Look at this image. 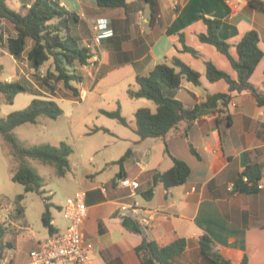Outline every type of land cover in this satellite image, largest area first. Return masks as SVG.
Segmentation results:
<instances>
[{"label": "crops", "instance_id": "crops-1", "mask_svg": "<svg viewBox=\"0 0 264 264\" xmlns=\"http://www.w3.org/2000/svg\"><path fill=\"white\" fill-rule=\"evenodd\" d=\"M21 1L29 7L33 0ZM54 1L77 15L78 20L72 21L70 28L81 47L91 41L92 24L100 18L108 20V28L113 32L96 48L90 65L76 66L84 75V82L79 87L80 98H87L89 93L108 97L110 90L122 89L128 95V89L136 88L137 77L148 76L159 64L172 65L175 57L202 74L201 84L184 80L176 89L164 88L166 96H172L187 109H193L206 102L209 95L228 93L226 81L212 83L206 77L207 61L234 79H237V73L225 55L200 42L199 34L207 32L204 17L222 21L219 36L231 45L234 57H237L238 42L251 30L258 32L259 45L264 51V13L251 9L247 0H158L154 15L142 0H126L125 8L115 9L101 8L97 0ZM24 12L25 9L20 13ZM16 36L14 26L2 19L0 42L4 49L0 47V54L14 61L12 74L18 72L20 64L8 52L6 42ZM182 37L188 46L198 51L199 58L182 52ZM251 82L264 92V58ZM133 100L134 118L140 108L156 110L149 100ZM118 109L122 114L120 103L115 110L100 108L99 111ZM227 111L231 126L226 114L217 109H206L193 123L187 138L184 136L186 124L172 129L165 139L144 141H140L135 133L134 118L128 120V127L125 126L130 131L115 125H110L112 128L96 127L95 131L105 132L101 129H107L106 133L113 136L110 145L114 143L124 150L130 149L128 159L120 166L115 162L121 157L104 158L102 164L93 163L90 168L83 166L80 169L71 163L70 172L60 178L65 183L57 186V190L51 188L46 193L48 189L44 188L43 195L27 193L20 205L16 199L0 197V229L3 234L0 238V264H30L34 250L51 236L67 229L70 221L64 211L80 190L87 192L85 236L93 245L90 256L94 264H141L137 249L145 239L162 247L185 239L186 250L174 259L173 264H209L200 249V240L205 235L227 259L238 263L247 256L248 264H264V107L257 104L251 93L243 92L233 94ZM166 143L171 156L186 162L191 173L185 184L170 189L158 184L152 195L146 198L144 194L151 188L152 175L173 167ZM190 144L198 156L192 152ZM252 164L263 168L260 182L263 188L256 193L236 190V181ZM10 172L12 179V166ZM124 178L138 182L139 188L134 191L122 186L120 181ZM132 203L138 204V214L123 217L121 205ZM48 204L51 206L53 234L43 221ZM150 215H154L152 224H144L143 219ZM125 218L132 219L141 232L127 226Z\"/></svg>", "mask_w": 264, "mask_h": 264}, {"label": "trees", "instance_id": "trees-1", "mask_svg": "<svg viewBox=\"0 0 264 264\" xmlns=\"http://www.w3.org/2000/svg\"><path fill=\"white\" fill-rule=\"evenodd\" d=\"M151 9L152 15L158 7V0H142ZM251 9L264 13V0H247ZM101 8H125L126 0H97ZM26 12L20 13L11 9L6 0H0V23L2 19L10 22L17 36L9 38L6 42L8 52L17 60L27 55V59L35 76L45 84H50V76L55 75L56 81L62 82L66 89L71 90L73 95L80 98V89L74 82L81 84L84 82L83 72L76 68L77 65L88 66L92 63V54L84 47H81L78 40L72 36L70 23L77 21V15L70 13L54 0H33L30 6H24ZM203 22L207 26V32L199 34L201 43L213 46L218 52L225 55L231 62L237 79L229 73L218 69L211 61L206 62V77L212 82L226 81L228 93H217L209 95L206 102L197 104L193 109H187L184 104L172 96L164 94V88L176 89L181 86L184 80L195 85L201 84L202 74L187 65L181 59L175 57L172 65L167 63L157 65L154 70L145 77H137L136 88L128 89L131 99H146L153 102L156 110L150 108H140L135 113V133L140 141L147 139H165L168 133L182 124H186L184 136L188 137V132L199 114L206 109H217L218 112L226 114L229 126H231V116L228 108L233 99L234 93H251L260 107H264V92L256 88L251 78L264 58V51L260 48V37L257 31L247 32L238 42L237 57L231 53V45L222 40L219 30L222 21L204 17ZM33 40L32 48L27 51L28 41ZM182 52L190 53L196 58L200 57L198 51L188 46L185 40L181 39ZM51 62V69L47 74L41 75L39 72L45 65ZM53 69V70H52ZM29 87L23 81L0 80V94H3L8 104H13L20 93L28 92ZM63 111L52 99L35 98L29 106L20 111L10 113L6 118L0 119V135L10 148L12 156L17 166L12 168V180L24 187L25 193H38L43 195L44 178L41 177L29 165V160H40L56 168V175L65 177L71 170L69 160L72 154L71 147L63 142L59 146L42 145L32 148L25 147L13 134V131L21 125L30 123L36 124L40 117L52 120L58 119ZM104 115L117 120L123 126H129V122L122 116L120 109L114 112L102 111ZM108 132L107 129H101ZM192 152L198 156L193 145ZM166 152L173 160V167L165 172H155L151 179V188L144 194L146 198L153 193V188L158 184H163L166 189L181 186L186 183L191 169L190 166L177 159L169 153L166 143ZM131 154L129 149L115 164L120 166ZM263 177V168L258 164L248 165L245 172L235 183V189L241 192L256 193ZM25 194L19 195L18 202L22 201ZM50 205H46L43 215L44 224L54 233L52 226V215ZM126 225L135 232H141L139 226L132 219L125 218ZM3 237L0 229V238ZM217 246L213 240L205 235L200 240L201 255L209 264H248L245 256L236 263L224 257L216 250ZM186 250V240L178 239L167 246H159L156 242L145 239L137 249L140 253L141 264H173L174 259Z\"/></svg>", "mask_w": 264, "mask_h": 264}, {"label": "rangeland", "instance_id": "rangeland-1", "mask_svg": "<svg viewBox=\"0 0 264 264\" xmlns=\"http://www.w3.org/2000/svg\"><path fill=\"white\" fill-rule=\"evenodd\" d=\"M6 3L15 11L22 12L24 10L23 1L21 0H6ZM3 27L5 29V26ZM1 43L0 47L4 49ZM33 44L34 41L30 40L27 50ZM18 61L20 69L16 74H12L15 70L14 61L9 56H4L3 53L0 54V64H3V67L0 66V80L23 81L29 87V91L18 94L13 104L6 103L4 95L0 94V119L6 118L12 112L26 109L35 98L52 100L57 98L55 102L63 111L62 115L56 120L40 117L36 124L27 123L16 128L13 134L18 142L28 148L42 145L57 147L65 142L72 149V154L69 157L70 163L78 169L83 166L90 168L93 163L102 164L104 158H120L125 155L126 149H122L118 144L113 143L110 145L113 140L111 134L95 131V128L100 126L112 128L110 125L130 131L117 120L111 119L99 111L100 108L115 110L120 103L123 106L122 116L127 121L133 120L132 109L135 102L129 98L124 89L116 92L110 90L108 97L99 96V93H89L87 98H79L74 96L71 90L66 89L62 82L56 81L55 75L50 76V84H45L42 81L43 76L38 79L34 75L35 71L32 70L31 65L25 58ZM51 62L49 61L43 67L45 74L51 69ZM74 85L80 87V84L75 82ZM83 87L87 88V85H83ZM151 104L155 106L153 102ZM108 145L110 146L106 147ZM91 158H94V161ZM10 165L14 168L17 166V162L10 156V148L0 135V197L3 196L8 200L16 199L17 201L19 195H26L27 193H25L21 184L10 178ZM29 165L44 178L43 189H48L46 193L51 188L57 190V186L60 187L61 184L65 183L64 179L60 180V177L56 175V168L53 165L32 159L29 160ZM17 203L21 204L20 201H17Z\"/></svg>", "mask_w": 264, "mask_h": 264}, {"label": "built area", "instance_id": "built-area-1", "mask_svg": "<svg viewBox=\"0 0 264 264\" xmlns=\"http://www.w3.org/2000/svg\"><path fill=\"white\" fill-rule=\"evenodd\" d=\"M92 39L90 42L84 43L82 47L88 49L92 56L97 47L113 32L108 28V20L105 18L98 19L92 24ZM27 61V55L24 57ZM29 63V61H28ZM45 75L43 69L39 72ZM142 167V164H138ZM120 184L124 187L131 188L136 191L139 183L129 179H122ZM259 188L263 185L259 184ZM87 192L80 190L76 193L75 198L65 208V217L70 221L67 229L61 233L51 236L43 242L40 247L34 250L30 255V264H94L91 259L90 252L93 245L86 241L85 222L88 215V207L86 205ZM138 204H122L120 213L123 217L138 214ZM154 215H150L143 219L144 224L151 225Z\"/></svg>", "mask_w": 264, "mask_h": 264}]
</instances>
